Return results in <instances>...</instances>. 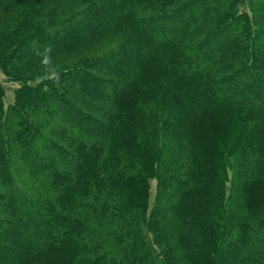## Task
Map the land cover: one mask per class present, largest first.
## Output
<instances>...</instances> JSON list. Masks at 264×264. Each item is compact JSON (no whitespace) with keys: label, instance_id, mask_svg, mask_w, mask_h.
Wrapping results in <instances>:
<instances>
[{"label":"trees","instance_id":"obj_1","mask_svg":"<svg viewBox=\"0 0 264 264\" xmlns=\"http://www.w3.org/2000/svg\"><path fill=\"white\" fill-rule=\"evenodd\" d=\"M0 68V264H264V0H0Z\"/></svg>","mask_w":264,"mask_h":264},{"label":"rangeland","instance_id":"obj_2","mask_svg":"<svg viewBox=\"0 0 264 264\" xmlns=\"http://www.w3.org/2000/svg\"><path fill=\"white\" fill-rule=\"evenodd\" d=\"M25 4H27L25 2ZM84 8V5H80V10H82ZM79 9H72V11L76 12L78 11ZM16 11H14L13 13H10L8 12L7 13V17L8 18H12L14 15H15ZM222 38V37H221ZM34 40H37V38H35ZM117 40V38H106V39H103V40H98L96 42H93L95 44H91L86 50V52L82 53L80 55V60H82V58L84 56H89V55H93V54H100V53H104L106 51H108L114 44H115V41ZM40 43H43L42 41H39ZM38 43V42H36ZM32 47V44L29 46V49ZM28 51V49L26 50ZM79 60V58H66V59H63V61H61L62 63H65V64H70V63H80L81 61ZM91 72L93 73H96L97 75H99L100 77L104 78L105 80H109V76L107 75H104L103 73H101L100 71L98 70H95V69H92L90 70ZM0 82L4 85V87L6 88V93H5V97H4V102H5V105L6 107L9 106V104H11L14 100V96L17 92H15L16 88H17V84L16 83H13V82H9L7 81L6 77L4 76L3 74V71L2 69L0 68ZM80 82V80H79ZM103 90V89H102ZM100 92H104V91H100ZM34 95L31 97L32 100H36V98H33ZM77 105L80 106V102H76ZM88 107V106H87ZM89 111H91L92 113L98 115V111L88 107L87 108ZM50 117H53L52 119H61L57 118V115L56 114H51ZM85 133H87L88 136H93V132H95V128L91 125H87V129L84 130ZM49 134V133H48ZM51 137H53L54 140H58V139H55L56 137L55 136H52L50 135ZM19 141V139H17ZM15 140V141H17ZM61 141L65 144V145H68V143L66 142V140H62ZM80 144V143H79ZM78 144V145H79ZM80 147V145H79ZM67 149L69 151H72L71 150V147L70 146H67ZM49 151L51 152L52 155L54 156H57L59 154H62V152L58 149V148H55V147H51L49 148ZM73 154L77 155V153H74ZM78 156H79V153H78ZM1 161V160H0ZM55 161H57L56 159H52V158H45L44 159V162L43 163V166L41 168V170H46L48 169L51 165H53L55 163ZM230 175V174H229ZM32 179L34 181H37V177L34 175V177H32ZM0 184H1V187L3 185V187L0 189V192H2V189L5 187V185L7 184V181L6 180H1L0 181ZM29 192V191H28ZM27 193V192H26ZM155 196H156V180H149L148 182V203H147V207H148V210L150 211L152 209V206L154 205V201H155ZM111 200L113 202H117V203H120V201L118 200V198H116L115 196H112L111 197ZM12 213H17L16 210H11ZM47 213L51 214L52 211L51 210H48ZM182 256V254L180 255ZM179 256V258H181ZM234 261V260H233ZM179 264H184L183 262H179Z\"/></svg>","mask_w":264,"mask_h":264}]
</instances>
